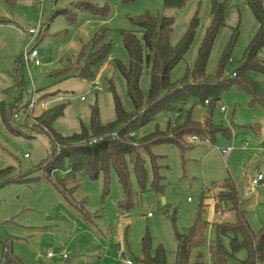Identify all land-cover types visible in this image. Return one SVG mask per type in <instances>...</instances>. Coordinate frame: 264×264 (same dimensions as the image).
I'll use <instances>...</instances> for the list:
<instances>
[{
  "label": "rangeland",
  "instance_id": "obj_1",
  "mask_svg": "<svg viewBox=\"0 0 264 264\" xmlns=\"http://www.w3.org/2000/svg\"><path fill=\"white\" fill-rule=\"evenodd\" d=\"M213 1L187 0L182 7L174 8L163 0H94L102 7L108 5L106 16L101 17L76 9L78 0H15L14 6L0 0V17L10 20L0 23V171L11 167L1 176L0 262L5 244H9L26 264H129L128 260L146 264L142 261L143 241L149 235V254L153 256L161 246L167 262L173 264L178 249L176 234L186 233L201 220L207 223L204 241L191 251L190 261L213 264L211 243L217 238L214 224L236 219L230 201L217 205L226 179L237 185L251 227L260 229L264 224V186L251 181L259 173L264 177V74L254 70L248 76L258 83L262 103L247 90L231 85L222 91L211 113L207 105L195 99L180 112L181 121L191 111L193 121L208 118L221 128L212 141L194 144L188 135L186 141L191 146L169 142L153 146V152L161 157L164 174L160 192L152 185L150 156H145V187L139 184L129 157L130 199H126L112 167L97 178L79 174V185L69 199L45 178H37L42 173L38 167L52 158L53 149L48 133L33 126L35 117L59 105L63 113L52 124L57 132L66 136L87 131L92 135L94 113L102 125L116 119V96L126 111H132L126 80L119 68L120 64H129L122 32L136 29L134 20L146 13L173 17L169 37L172 45L179 43L196 18L190 46L170 72L172 81L184 78L195 65L211 25ZM217 1L225 4L227 16L207 58L206 73L217 72L220 56L232 39L231 59L223 71L229 78L236 75L259 26L246 0ZM64 8L73 10V20ZM32 27L41 28L35 39L29 33ZM100 31H104L103 42L110 43V50L89 76L79 75L83 45L89 51L90 41ZM33 46L39 51L40 65L20 61ZM260 56L264 58V51ZM141 76V88L147 94L151 76L147 69ZM175 117L176 111H159L135 136L166 131ZM246 141L248 145L244 146ZM229 147L233 152L225 156L222 149ZM69 166L70 162L65 161L61 171L67 174ZM78 204L90 214H82ZM222 243L229 251L226 264H246L245 248L233 252L228 237ZM50 251H55L54 257L48 255ZM63 252L67 258H63Z\"/></svg>",
  "mask_w": 264,
  "mask_h": 264
},
{
  "label": "trees",
  "instance_id": "obj_2",
  "mask_svg": "<svg viewBox=\"0 0 264 264\" xmlns=\"http://www.w3.org/2000/svg\"><path fill=\"white\" fill-rule=\"evenodd\" d=\"M10 5H15V0H5ZM132 2L134 0H126ZM169 7L180 8L187 0H163ZM248 6L255 13L259 29L251 39L250 45L245 49L238 70L225 78L223 71L225 65L230 61L233 40L222 52L215 74L206 73L208 56L213 47V42L219 34L221 26L225 25L227 11L225 4L214 0L212 6L213 19L200 47L195 65L189 69L186 76L180 80H171L170 72L173 67L183 58L190 46L194 34L193 20L185 36L172 45L169 42L172 33L173 17L153 16L146 13L135 19L136 29H125L123 33V44L129 55V64L119 68L122 76L126 80L127 92L133 104L132 111H126L116 96L117 117L108 125H102L98 121L96 113L92 120L93 134L87 131L63 136L52 126L54 120L63 113L59 105L45 109L37 115L33 121V126L44 129L52 142L51 159L41 164L38 169L41 175L38 179L45 178L57 188L66 199H69L72 191L79 185L78 175L85 174L97 178L101 172H108L109 167L116 170L118 180L123 186L126 199H130L132 191L130 185L129 157L132 161L133 170L138 182L145 187L147 180V169L145 167L146 158L150 156L153 169V188L161 191L163 187L164 174L159 162L160 156L152 150L155 144L169 142L181 146H188L192 142H187L186 137L191 134L209 136L210 141L213 134L221 128H216L211 121L206 118L203 121H193L191 111L187 117L179 120L180 112L188 107L191 99L207 105L209 112L217 106L221 93L231 85H237L247 90L255 100L263 101V93L258 88V83L251 80L248 72L251 70L264 74V58L260 53L264 51V0H246ZM75 8L91 11L93 14L105 17L108 5L102 7L94 0H78ZM66 16L74 19V12L70 8L63 9ZM8 18L0 17V23H8ZM41 32V30H40ZM39 32V33H40ZM104 31L97 32L94 39L90 41L91 49L86 51L85 45L80 52L83 64L80 67L79 75L89 76L92 68L99 63L110 50V43L104 41ZM21 61V60H20ZM147 69L151 76L148 93L142 91L141 75ZM113 91V87H112ZM28 106V105H27ZM5 104H2V111H5ZM176 111V117L166 131H155L137 138L135 132L148 122L152 121L159 111ZM13 111V110H11ZM195 144V143H194ZM59 145L60 149L57 150ZM25 157H28L25 154ZM70 162L67 174L61 171L65 161ZM11 167L0 171V186L4 183L2 177ZM32 178V179H37ZM28 179V178H27ZM30 179V178H29ZM218 194L219 203L230 201L231 210L236 214V219L232 222L224 221L215 223L217 238L211 243V256L213 264H226L229 251L223 245L222 239L228 237L231 250L239 251L242 248L247 250L246 264H261L264 260V224L259 230L251 227L246 210L243 208V200L239 195L237 185L231 179H226ZM72 198V197H71ZM82 214L88 216L90 213L84 206L77 205ZM217 207V206H216ZM217 211V210H216ZM220 212V210H218ZM205 221L197 220L186 233L178 232L177 253L173 264H193L190 261L191 251L204 241ZM144 254L143 262L146 264H171L166 260V251L158 246L155 254L151 256V238L149 235L143 241ZM4 257L0 264H26L11 249L9 244H5Z\"/></svg>",
  "mask_w": 264,
  "mask_h": 264
},
{
  "label": "built area",
  "instance_id": "obj_3",
  "mask_svg": "<svg viewBox=\"0 0 264 264\" xmlns=\"http://www.w3.org/2000/svg\"><path fill=\"white\" fill-rule=\"evenodd\" d=\"M40 30H41V28H40ZM40 30H37L36 28L32 27L29 29V33H31V35L33 34V39H35L38 36ZM29 46H30V43H29ZM38 56H39V51L35 46H33V47H31L30 50H26V52L23 54V56L21 58V62L23 61L26 64L40 65V61L38 59ZM95 85H97V87L99 89L101 88L99 81H96ZM209 141H210L209 136H201V135H197V134H191V136H190V142H192V143H202V142L206 143ZM247 145H248V142L246 141L244 143V146H247ZM59 149H60V147L58 145L57 150H59ZM222 151H224L225 156H228L233 152L230 147L226 148V149H222ZM263 180H264L263 175L261 173H259L257 176L254 177V179L251 182H252V184L264 186ZM55 254H56L55 251L54 252L50 251L48 253V255L50 257H54ZM62 256H63V258L68 257V255L65 252L62 253ZM127 263L132 264L131 261H129V260L127 261Z\"/></svg>",
  "mask_w": 264,
  "mask_h": 264
},
{
  "label": "water",
  "instance_id": "obj_4",
  "mask_svg": "<svg viewBox=\"0 0 264 264\" xmlns=\"http://www.w3.org/2000/svg\"><path fill=\"white\" fill-rule=\"evenodd\" d=\"M236 126V124L234 123V121H232V127H235Z\"/></svg>",
  "mask_w": 264,
  "mask_h": 264
},
{
  "label": "crops",
  "instance_id": "obj_5",
  "mask_svg": "<svg viewBox=\"0 0 264 264\" xmlns=\"http://www.w3.org/2000/svg\"><path fill=\"white\" fill-rule=\"evenodd\" d=\"M220 213V212H219ZM222 213V212H221ZM221 213L219 215H221Z\"/></svg>",
  "mask_w": 264,
  "mask_h": 264
}]
</instances>
